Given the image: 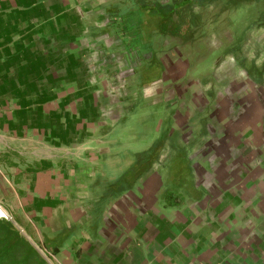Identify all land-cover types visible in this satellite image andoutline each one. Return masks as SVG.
Segmentation results:
<instances>
[{
  "label": "crops",
  "instance_id": "obj_1",
  "mask_svg": "<svg viewBox=\"0 0 264 264\" xmlns=\"http://www.w3.org/2000/svg\"><path fill=\"white\" fill-rule=\"evenodd\" d=\"M126 2L0 0V201L11 200L0 207L48 264H264L263 115L240 118L233 99H208L198 115H183L179 99L149 100L173 107L183 142L206 115L186 151L184 201L164 204L154 164L121 159L125 103L110 93L125 89V34L109 16ZM242 122L250 135L229 130ZM255 138L254 152L231 155ZM134 164L145 167L121 187Z\"/></svg>",
  "mask_w": 264,
  "mask_h": 264
},
{
  "label": "rangeland",
  "instance_id": "obj_2",
  "mask_svg": "<svg viewBox=\"0 0 264 264\" xmlns=\"http://www.w3.org/2000/svg\"><path fill=\"white\" fill-rule=\"evenodd\" d=\"M157 1L161 2V0ZM162 1H167L173 9L177 10L183 3H188L190 0ZM126 7L111 10L109 18H115L116 22H120V16L121 19L125 17L120 13L124 11L123 14H125ZM137 12L140 19L137 27H135L136 24L126 23V28L120 31L125 29L123 39L127 61L125 89L120 88L119 91L114 89L110 93L111 98L124 100L123 103H125L122 109L124 123L120 126V157L125 161L126 155L131 154L136 163L146 164V167L154 164L153 170L159 178L154 186L160 181L164 187L165 194L162 197L164 204L177 197L178 201H184L187 196L184 195L185 187L190 185L192 179L187 170L191 168L193 160L187 156L186 151L188 152L194 144H197L196 135L205 128L206 115L200 120L198 116L195 119L192 118L193 120L190 118L189 123L194 130V140L183 142L179 136L171 132L172 126L167 120L170 119L169 110L173 107L166 109L163 104L155 103L151 106L148 102L160 97L179 99L176 105L179 101L185 102L183 104L186 105V107L185 105L182 108L178 107L183 115L185 112H188V115H198L202 105L208 99L213 100L211 101L213 104L215 100L233 99L238 100L240 118H255V116L263 115L264 119V73L261 79L253 80L245 74L238 63L242 60L246 65H249V61L264 65V0H224L216 1L211 5L197 6L189 19L192 25L186 27L181 37L158 35L157 32L163 30V22H157L156 18H149V21L142 22L144 12L142 9H137ZM132 68H137L138 74L137 72L134 74L135 71ZM122 77V75L119 77L121 82ZM113 79L117 80V75H110V83ZM169 89L173 91L167 92ZM213 109L216 108L212 107L208 111L213 112ZM242 125H246L245 122L229 130L250 135V129L246 130V127L242 128ZM247 125L249 127V123ZM214 126V121L210 122V132H216L211 130ZM185 135L188 136L187 133ZM176 137L180 138L182 145L177 146ZM255 140L256 138L247 141L248 144L244 149L242 147L231 155L238 152L248 156L257 146ZM143 165L134 164L131 171L123 172L119 178L120 186L124 187V184L127 186L129 181L135 178L134 173L140 167H145ZM178 185L183 186L178 187ZM116 189L117 187L110 184L105 187L104 192L107 194ZM2 195L3 191L0 190V197ZM135 196L139 206L149 205L138 192ZM9 204H11L9 197L0 201V205L5 209ZM7 215L8 220L14 224L29 244L43 255V252L37 248V244L24 235L23 229L19 226L22 222L18 218L14 219ZM0 217L3 216L0 215ZM24 228L28 231L27 226L24 225Z\"/></svg>",
  "mask_w": 264,
  "mask_h": 264
},
{
  "label": "trees",
  "instance_id": "obj_3",
  "mask_svg": "<svg viewBox=\"0 0 264 264\" xmlns=\"http://www.w3.org/2000/svg\"><path fill=\"white\" fill-rule=\"evenodd\" d=\"M216 1L224 0H190L188 3H183L179 9L175 10L170 6V3L167 2L162 3L157 0H127L125 14H123L124 11L120 13V15H125V17L121 19L120 16V22H116L115 18L111 19V21L119 25L120 30L126 28V23L136 24L135 27H137L140 22L137 16L139 14L137 9H142L144 12L142 22L149 21V18H156L157 22H163V30L157 32L158 35L181 37L185 33L186 27L192 25H190L191 20L189 22V19L194 8L202 4L211 5ZM120 9L115 8L114 10ZM238 63L240 68H242L245 74L251 79L259 80L262 78L264 65H259L255 61H249V65H246L242 60ZM0 264H48V262L29 244L27 239L17 230L10 220L0 217Z\"/></svg>",
  "mask_w": 264,
  "mask_h": 264
},
{
  "label": "bare ground",
  "instance_id": "obj_4",
  "mask_svg": "<svg viewBox=\"0 0 264 264\" xmlns=\"http://www.w3.org/2000/svg\"><path fill=\"white\" fill-rule=\"evenodd\" d=\"M0 215L6 216L5 210L1 207H0Z\"/></svg>",
  "mask_w": 264,
  "mask_h": 264
},
{
  "label": "water",
  "instance_id": "obj_5",
  "mask_svg": "<svg viewBox=\"0 0 264 264\" xmlns=\"http://www.w3.org/2000/svg\"><path fill=\"white\" fill-rule=\"evenodd\" d=\"M3 217H5V218H7V219L9 218L7 215H6V216H3Z\"/></svg>",
  "mask_w": 264,
  "mask_h": 264
},
{
  "label": "built area",
  "instance_id": "obj_6",
  "mask_svg": "<svg viewBox=\"0 0 264 264\" xmlns=\"http://www.w3.org/2000/svg\"><path fill=\"white\" fill-rule=\"evenodd\" d=\"M2 216V215H1Z\"/></svg>",
  "mask_w": 264,
  "mask_h": 264
}]
</instances>
